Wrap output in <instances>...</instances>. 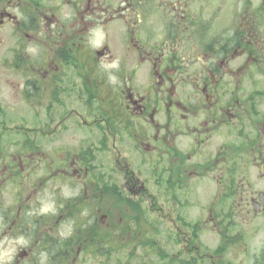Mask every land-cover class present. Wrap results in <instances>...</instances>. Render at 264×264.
Listing matches in <instances>:
<instances>
[{"label":"flooded vegetation","instance_id":"flooded-vegetation-1","mask_svg":"<svg viewBox=\"0 0 264 264\" xmlns=\"http://www.w3.org/2000/svg\"><path fill=\"white\" fill-rule=\"evenodd\" d=\"M232 198L264 215V0H0V264H227Z\"/></svg>","mask_w":264,"mask_h":264},{"label":"rangeland","instance_id":"rangeland-1","mask_svg":"<svg viewBox=\"0 0 264 264\" xmlns=\"http://www.w3.org/2000/svg\"><path fill=\"white\" fill-rule=\"evenodd\" d=\"M70 142V147L83 146V137L69 138L63 140ZM210 200L212 198H209ZM242 201L240 198H232L226 201L227 210L232 215L227 217V229L225 230L224 242L219 245L218 234L204 236V244L209 252L221 251L222 260L227 264H264V215L255 218H243Z\"/></svg>","mask_w":264,"mask_h":264},{"label":"water","instance_id":"water-1","mask_svg":"<svg viewBox=\"0 0 264 264\" xmlns=\"http://www.w3.org/2000/svg\"><path fill=\"white\" fill-rule=\"evenodd\" d=\"M261 201L264 202V198H261Z\"/></svg>","mask_w":264,"mask_h":264}]
</instances>
